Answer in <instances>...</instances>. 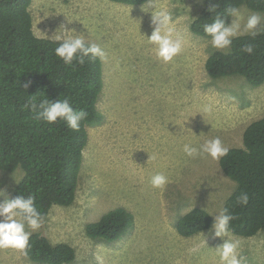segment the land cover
<instances>
[{"label":"rangeland","instance_id":"rangeland-1","mask_svg":"<svg viewBox=\"0 0 264 264\" xmlns=\"http://www.w3.org/2000/svg\"><path fill=\"white\" fill-rule=\"evenodd\" d=\"M147 3L32 0L30 5L37 36L48 38L64 25L106 53L97 103L103 121L88 127L75 199L68 206H52L34 231L51 243L70 244L76 251L71 264H219L215 248L226 238H213L211 227L183 237L174 224L193 207L214 215L235 184L219 161L207 154L189 158L183 145L219 137L225 147L241 146L247 125L264 116V82L253 86L240 75H207L205 60L216 49L210 38L189 30L203 0H156L171 10L183 40L181 52L168 63L156 57L145 38L152 31L150 15L141 10ZM238 9L241 25L254 12L264 16L245 5ZM205 105L212 111H204ZM157 173L169 179L162 190L150 183ZM22 176L19 166L0 169V190L5 192L0 203L11 199ZM115 207L133 214L134 227L110 242L88 237L85 225ZM25 230L32 233L27 226ZM231 238L239 241L247 264H264V229L250 237L232 233ZM0 264L36 263L9 248L0 249Z\"/></svg>","mask_w":264,"mask_h":264},{"label":"trees","instance_id":"trees-1","mask_svg":"<svg viewBox=\"0 0 264 264\" xmlns=\"http://www.w3.org/2000/svg\"><path fill=\"white\" fill-rule=\"evenodd\" d=\"M128 5H140L148 0H110ZM32 0H0V169L13 171L18 166L23 176L12 189L18 195L34 198L37 211L45 220L54 205L73 203L80 177L83 150L88 141V127L99 124L103 116L97 109L103 88L102 60L85 58L65 65L54 55L57 46L50 38L39 37L33 31L30 5ZM218 4L215 12L208 9ZM245 5L264 13V0H203L197 16L190 22L192 34L208 37L203 26L216 15L229 24L226 9ZM253 46L251 54L242 51ZM204 68L210 78L240 75L251 85L264 82V32L256 37L249 34L234 38L226 50H213ZM31 82L27 89L22 85ZM52 102L68 99L72 107L87 112L79 131L67 127L63 120L48 124L34 119L24 105L29 96ZM221 171L235 187L225 199L226 208L234 219L230 232L250 237L264 229V116L247 125L242 145L230 147L219 160ZM247 193L246 205L238 197ZM211 214L193 207L180 215L174 224L177 233L190 237L208 230ZM134 227L133 214L124 207L103 213L98 220L85 225L88 237L110 242L120 239ZM26 258L36 264H71L75 249L66 242L51 243L39 232H32Z\"/></svg>","mask_w":264,"mask_h":264},{"label":"clouds","instance_id":"clouds-1","mask_svg":"<svg viewBox=\"0 0 264 264\" xmlns=\"http://www.w3.org/2000/svg\"><path fill=\"white\" fill-rule=\"evenodd\" d=\"M218 4L212 5L208 11L215 12ZM141 10L150 15V27L152 29L146 40L154 46L156 57L164 63H168L177 56L183 46V40L176 32L173 21V13L164 5H158L156 0H148ZM226 17H232L230 24H226L221 15L217 14L210 24L203 26L204 33L210 37V44L213 49L227 50L231 47L234 38L239 35L249 34L256 37L264 32V16L259 13L250 14L246 22L241 25L239 18L240 11L236 7H229L226 10ZM37 28V27H36ZM38 30V29H37ZM56 43L53 52L56 57L63 61L65 65H72L74 61L79 64L85 62V58L90 59H106L105 51L95 43H89L83 34H78L74 29H66L61 25L50 37ZM242 51L248 54L253 52V46L246 44ZM30 81L24 83L22 87L27 89ZM29 100L24 105L34 114V119L43 121L48 124L63 120L67 127L73 131H79L81 121L87 118V112L83 110H75L69 103L68 99L57 100L52 102L48 99L38 100L35 95L29 96ZM204 111H212L211 105H205ZM183 152L189 158H196L207 154L213 160L219 161L226 156L229 148L225 147L219 137L206 140L198 146L192 143L183 145ZM169 179L162 173H157L151 177L150 183L152 187L164 189ZM4 190H0V196H4ZM247 193H242L238 197L241 205L248 202ZM213 217V223L209 231V235L213 238H226L223 243L216 247L219 256V264H247V258L242 255L239 249V241L232 239L230 232V222L234 217L229 214L226 208H219ZM43 217L37 211L34 205V198L31 195H18L12 199H5L0 203V249H15L27 256L30 248L29 239L30 231H26V226L32 232L41 228ZM203 235V234H202ZM204 237V242L206 237Z\"/></svg>","mask_w":264,"mask_h":264}]
</instances>
